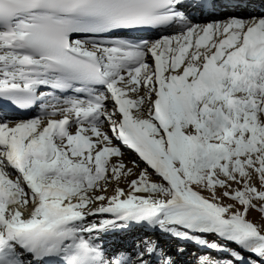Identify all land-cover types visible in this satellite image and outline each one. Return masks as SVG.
<instances>
[{
    "label": "snow or ice",
    "instance_id": "obj_1",
    "mask_svg": "<svg viewBox=\"0 0 264 264\" xmlns=\"http://www.w3.org/2000/svg\"><path fill=\"white\" fill-rule=\"evenodd\" d=\"M255 7L0 0V264H178L185 249L173 260L157 233L225 254L223 264H264V234L247 219L258 210L264 220ZM120 145L146 166L113 162ZM113 181L112 195L98 194ZM133 225L146 232L131 245L104 243Z\"/></svg>",
    "mask_w": 264,
    "mask_h": 264
},
{
    "label": "rangeland",
    "instance_id": "obj_2",
    "mask_svg": "<svg viewBox=\"0 0 264 264\" xmlns=\"http://www.w3.org/2000/svg\"><path fill=\"white\" fill-rule=\"evenodd\" d=\"M108 107H109V109L111 110V105H108ZM121 150L125 153L124 154V156L123 157H120V158H116V157H113V158H111L112 160H113V162H116L117 161V159H120V160H122L123 161V163L127 166V167H132V161H137L138 163H139V165H140V168H144L146 165L142 162V161H140L139 160V158H136L135 156H133L131 153H130V151L129 150H127V149H124V148H122L121 147ZM135 171H139V168H137V169H135ZM133 178H135V177H129V179H133ZM120 187H122V188H124V190L125 191H128V187L126 186V183L124 182V180H123V178L121 179V181H120V185H119ZM116 187V182L115 181H113L109 186H108V189H107V191L108 192H104V193H101V194H106V195H112L113 194V190H114V188ZM240 186L239 185H233V188H239ZM110 188V189H109ZM112 192V193H111ZM220 192H221V190L220 189H217V194L219 195L220 194ZM100 194V193H99ZM205 196H208L209 195V193H207V192H204L203 193ZM223 203H226V204H228V203H233V204H235L236 202L235 201H231V200H228L227 198H225L224 199V201H223ZM254 203L255 204H260V202L259 201H254ZM236 207L237 208H241L242 209V206H240L239 204H236ZM261 216H262V214L258 211V210H250L249 212H248V215H247V219L249 220V221H251V222H253V223H255V224H257V225H259L260 226V230H261V233L262 234H264V220H262L261 219ZM133 229V228H132ZM136 231H138L139 232V236H138V239L139 238H141V237H143L144 235H145V233H142V231L143 230H146L145 228H140V227H137L136 229H135ZM196 235H199L200 237L201 236H207L209 239L212 237V236H208V234H196ZM157 236H159V237H161L158 233H157ZM128 237V239H129V241H132L133 240V237H131V235H128L127 236ZM163 237V236H162ZM206 237V238H207ZM207 238V239H208ZM138 239H135L134 241H137ZM213 240H216L217 242H221V240L218 238V237H216L215 236V239L213 238ZM133 241V242H134ZM126 246H129V244H126ZM125 246V247H126ZM231 247H233V248H235L236 246L235 245H230ZM122 247H124V246H122ZM164 248V247H163ZM173 255H172V259H174V260H176L177 259V257H176V255H175V253H172ZM248 255H251V254H246V256H248ZM201 255H199V257H200ZM190 257V256H189ZM220 257H222L221 259H220V261L221 262H224L226 259H228V257L225 255V254H222L221 253V255H220ZM252 258H254V259H256V257H254V256H252ZM178 264H180V262L178 261ZM223 264V263H222Z\"/></svg>",
    "mask_w": 264,
    "mask_h": 264
},
{
    "label": "bare ground",
    "instance_id": "obj_3",
    "mask_svg": "<svg viewBox=\"0 0 264 264\" xmlns=\"http://www.w3.org/2000/svg\"><path fill=\"white\" fill-rule=\"evenodd\" d=\"M35 115V114H34ZM34 115H30L31 116V118L34 116ZM29 119V118H28ZM116 143H118V142H116ZM122 148H124V149H127L126 147H124L123 145H120ZM127 150H129L130 151V153L133 155V156H135L136 158H139L138 156H137V154L134 152V151H132V150H130V149H127ZM126 186H127V184H126ZM110 189V188H109ZM108 192V191H107ZM112 193V192H111ZM99 194V193H98ZM101 194V193H100ZM106 195V194H105ZM106 216H107V214H105ZM133 228V229H132ZM137 228V226H135V225H133L132 227H130V228H128L127 230H123V231H120V234L117 236V234H116V232H110L109 234H107L105 237H104V241H105V244L107 245L108 244V246H111V247H122L123 246V244L124 243H126V244H129L130 243V245L133 243V241L135 240V239H138V236H139V232L138 231H136L135 229ZM140 228H142V227H140ZM144 232H142V233H145L146 232V230H143ZM128 235H131V237H133V240L131 241V242H129V239H128ZM159 240H160V244H161V246L163 247L164 245V243H165V245H166V242H164V240L165 239H163L162 237H159ZM167 247L169 248V249H172V247H170V245L169 244H167ZM200 254V253H199Z\"/></svg>",
    "mask_w": 264,
    "mask_h": 264
}]
</instances>
